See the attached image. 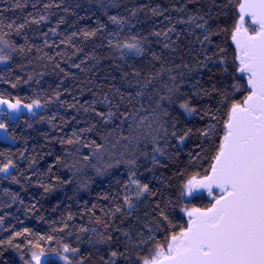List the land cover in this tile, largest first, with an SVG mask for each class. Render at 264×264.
Masks as SVG:
<instances>
[{
    "label": "trees",
    "instance_id": "16d2710c",
    "mask_svg": "<svg viewBox=\"0 0 264 264\" xmlns=\"http://www.w3.org/2000/svg\"><path fill=\"white\" fill-rule=\"evenodd\" d=\"M240 1L232 0L229 4V0H21L23 7L14 8L15 0H0V37L17 47L24 45L26 49L20 53L7 48L11 59L0 68L3 77L0 95L9 101L19 99L22 103L39 100L42 105L34 115L22 112L15 118H9L7 114L1 117L11 141L0 139V165L11 159L16 165L11 169V176H15L17 182L0 173V217H3L0 240L6 241L14 232L23 233L24 229L29 232L14 238L13 244L21 245L20 250L7 244L0 247V264H23L21 255L30 260L32 251L59 252L65 243L80 249L79 255L86 258L85 264H104L111 251H126L123 232H129L133 243L138 242L141 237L137 235V229L143 220L137 222L136 218L143 217L144 206L131 217L122 213L110 214L116 206L123 204L124 185L130 174L125 161L129 159H137L138 167L132 170L137 172L141 182L148 183L162 198L173 202L171 219L177 232L187 222L181 207L187 205L191 209L209 205L211 198L206 191L193 192L181 201L180 184L193 173L203 174L209 168L219 136L223 134L227 108L218 104L220 97L215 93L210 96H192V93L197 89H211L214 85L223 88L237 75L231 33ZM45 4L51 6L45 9ZM180 8L183 11L177 10ZM152 9H158L162 15H153ZM30 14L35 18L46 15L47 19L40 24H28L19 34L14 28L7 27L9 23H24ZM189 15L204 16L208 20V26L216 33L211 36V43L201 45L197 40L198 37L203 39L204 32L195 25L203 21L177 23L181 19L187 20ZM111 16L121 22L113 23L109 19ZM61 19L63 23L58 24ZM172 26L180 33L178 40L175 33L169 34L170 40L151 34ZM50 28H56V35L49 32ZM82 30H96V35L85 39ZM73 32L77 36L62 44L61 41ZM44 33L48 35L44 36ZM133 37L138 38L143 48L141 54L116 47L125 41L133 42ZM45 40L52 46H45ZM171 40H176L175 51L163 47ZM28 45L33 46L31 51H27ZM221 47L225 49L224 53H219ZM153 53L159 59L153 58ZM205 53H218L213 56L217 63L205 62L207 66L201 67L199 61L204 59ZM220 56L226 57L227 74L218 63ZM73 64L81 67L75 68ZM241 82L246 87V81ZM13 83L16 87L11 86ZM177 85L180 91L173 97L176 103L160 99L169 95V88ZM57 92L59 99L55 98ZM245 95L244 91L237 92L234 99L242 101ZM185 98L201 109L199 114L188 116L179 108V102ZM81 105L104 113L112 111L114 115L104 124L94 112H84ZM217 107H221L217 113L220 122L213 139L192 135L182 145H177L172 138L168 143L159 139L162 133L156 129L160 123L169 133L173 130L172 124L180 133L186 128L195 132L209 122L215 123L200 117L204 109L215 111ZM164 110H167V116L163 115ZM92 125L96 127L83 133L81 138L83 141L95 140L103 147L99 154L84 161L75 153L77 145H62L60 139H68L74 131L79 133L80 129ZM154 145L166 150L165 156H157L164 166L149 172L147 168L152 167ZM190 152H199L200 157L190 159ZM81 153L90 154L92 149L81 148ZM57 157L61 161L59 164L55 163ZM50 165H54L51 172L48 171ZM179 173L185 174L183 179ZM40 184L49 185L51 191L46 193ZM13 196H16L15 200ZM105 196L108 199H104ZM65 224L67 228H64ZM61 228L64 230L60 231ZM81 228L87 231L81 232ZM143 231L147 234L146 229ZM170 231L156 232V240L166 246ZM100 235H110L112 241L96 243ZM41 236H52L53 240H39ZM28 241L38 247H29ZM154 247V243L142 248L129 245L128 259L117 257L116 264H138L137 255H148ZM79 255L73 259L78 260ZM44 264L62 263L48 258Z\"/></svg>",
    "mask_w": 264,
    "mask_h": 264
},
{
    "label": "snow or ice",
    "instance_id": "6c2138e0",
    "mask_svg": "<svg viewBox=\"0 0 264 264\" xmlns=\"http://www.w3.org/2000/svg\"><path fill=\"white\" fill-rule=\"evenodd\" d=\"M232 0H229L231 4ZM51 5L45 4L47 9ZM58 6V5H57ZM14 8L23 7L21 0H15ZM35 7V4H33ZM6 10V9H5ZM183 11L182 8L177 9ZM153 15H162L158 9H152ZM205 15H208L207 13ZM211 18V17H210ZM47 19L46 15H40L38 18H25L24 23L14 24L9 23L7 27L15 30L19 34L28 24H40ZM109 19L113 23H120L121 21L116 16H111ZM199 19L203 23H196V27L203 30V39L197 38L198 42L203 45L205 42L211 43V36L216 34L212 32L208 26V20L204 16L189 15L187 20L181 19L177 23L187 24L195 23ZM2 22V21H0ZM63 23L61 19L58 21ZM49 32L56 35V28H50ZM170 33H175L177 40L180 33L176 31L174 26L167 28L163 32L154 31L151 34L157 37H163L165 40H170ZM48 33H44L47 36ZM82 35L85 39L94 37L96 30L86 31L82 30ZM77 33L73 32L66 40L61 41L62 44H67ZM146 39V38H145ZM231 39L235 45L236 54L235 62L237 67L235 72L237 75L233 76L230 85L223 88H217L215 85L211 89H197L192 93V96H210L213 93L217 94L220 99L218 104L226 107L227 111L223 120V134L219 136V143L216 147L215 155L212 156V162L208 169H205L203 174L200 172L193 173L184 179L180 184V200L186 195H191L194 191L205 190L211 198L209 205L205 208H191L187 205L180 208V211L187 217L186 225L180 226V230H175V225L171 219L174 211V205L171 199L162 198L158 190H153L148 183H143L137 178V172L133 171L138 167L137 159H129L125 161L129 167V176L127 183L124 185V195L122 196L123 204L114 208V212L122 213L125 217H131L134 212L139 211L143 205V217H137V222L143 220V224L137 229V235L141 239L133 243L129 232L125 231L122 235L126 238L125 252L111 251L110 258L104 260V264H116L117 257H124L128 259L126 252L129 250V245L133 248H142L149 243H154V249L150 250L148 255L138 254V264H264V0H242L238 6L237 17L235 19ZM133 42L125 41L122 44H117L116 47L120 49H127L130 52L141 54L143 48L140 45L138 38L133 37ZM25 44H28L27 37H25ZM111 45L112 42L109 41ZM176 40H171L170 43H164L165 49L171 48L175 51L174 45ZM45 46L51 47L45 40ZM32 45H28L27 51L32 50ZM5 48L13 52H25V46L17 47L0 37V64L7 63L11 57L5 54ZM37 51H40L37 48ZM80 51V49H77ZM224 48H219V53H224ZM59 55V53H58ZM213 53L208 55L205 53L204 59L199 61L201 67H206L205 62L217 63L213 60ZM49 60L52 57H48ZM153 58L159 59L153 53ZM83 63V61L81 62ZM218 63L222 66V71L227 74V60L225 56H220ZM75 68H80V64H73ZM59 67V65H56ZM188 67L187 64L184 65ZM10 71V69H9ZM63 72V69H61ZM65 75H68L65 73ZM3 77L0 76V80ZM31 79V77H29ZM175 80V77H172ZM246 81V87L241 81ZM19 82V78H17ZM12 87H16L13 83ZM179 86L168 89L169 95L161 96V100H168L171 103H176L173 97L179 93ZM246 92L243 100L234 99L237 92ZM139 95V93H137ZM60 93L55 94V98L59 99ZM105 99H107L105 97ZM177 99H179L177 97ZM0 105H7L10 111H18L21 106V101L17 99L15 103H10L0 95ZM63 106V105H61ZM32 112L33 108L42 107L39 100H33L31 104H24ZM75 107V105H69ZM84 112H94L99 117L102 123H109L114 113L108 111L107 113L97 111L95 108L84 107L81 105ZM157 107H160L158 104ZM179 108L182 109L189 116L199 114L201 109L191 103L188 98L179 102ZM221 111V107H217L215 111L211 108L203 110L201 119L205 117L209 122L204 128L196 129L186 128L180 133L175 124H172V131L169 133L168 128L160 123L156 129L158 133H162L159 139L169 142V138L175 139L177 145H182L192 135H198L202 139L211 140L217 135L220 117L217 115ZM35 114V113H33ZM164 116L168 115L167 110L163 112ZM51 123V120L49 121ZM96 127L92 125L89 128L80 129V132H73L72 137L68 139H60L62 145H77L75 153L82 156L84 161H88L91 155L99 154L102 145L95 140L83 141L81 136L85 132H91ZM0 130L7 132V125L0 122ZM196 147H201L197 145ZM81 148L92 149V153L83 154ZM151 156L152 167L147 168L151 172L157 166H164L157 156H165L166 150L164 147L155 146L152 149ZM23 156V152L20 153ZM147 158V153L144 154ZM190 159H197L200 153H189ZM34 160L30 162L31 167ZM56 164L61 163L60 158L57 157ZM120 162L117 161V164ZM54 165H50L48 171L51 172ZM66 167H75V165ZM95 167V166H94ZM112 167V165H109ZM16 168L15 163L8 159L7 162L0 165V173H3L5 178L11 176V169ZM99 174H102L99 168L96 169ZM176 175V174H174ZM180 177L184 178V173H179ZM13 182L16 181L15 176H11ZM53 179H59L53 177ZM67 183L68 181H62ZM47 193L51 191L49 185L40 184ZM167 187V185H165ZM13 200L16 196L12 197ZM108 199L107 196L103 197ZM21 203H23L21 201ZM35 209V205H32ZM95 208V205H93ZM27 211V209H26ZM71 220L72 216L69 215ZM100 222L99 220L97 221ZM3 223V217H0V224ZM167 225V228L165 227ZM68 225L65 224L64 228ZM108 225L105 224V228ZM64 228L59 229L63 231ZM147 230V234L143 231ZM169 235L166 238L165 244H161L156 240L155 233L160 231H168ZM81 232L87 231L85 228L80 229ZM95 231V230H93ZM28 229L24 232H14L8 240H0V247L7 244L17 250L21 249V245L13 244L15 237H19L28 233ZM53 240L52 236L39 237V240ZM112 241L110 235H100L96 243L106 244ZM31 248L38 247V244H33L28 241ZM70 253L71 255H65ZM59 259L64 264H85V257L80 254V249L71 247L68 244H62L61 250L56 253ZM45 255L43 249L39 252L32 251L30 253L31 259H26L23 255L20 256L23 264H44L42 257ZM79 255V259H73ZM103 259V258H101Z\"/></svg>",
    "mask_w": 264,
    "mask_h": 264
},
{
    "label": "rangeland",
    "instance_id": "374dc122",
    "mask_svg": "<svg viewBox=\"0 0 264 264\" xmlns=\"http://www.w3.org/2000/svg\"><path fill=\"white\" fill-rule=\"evenodd\" d=\"M5 54H9L8 53V49L5 48ZM8 63V62H7ZM7 63L5 64H0V68L2 67H5L7 65ZM10 103H15V101H9ZM32 103V102H31ZM31 103H22L21 102V106L19 108L18 111H10L8 108H7V105H0V122H1V117L4 115V114H7V116L9 118H15L19 113H27L29 115H34L33 113H37V111L40 109V108H33L32 112H30L27 108H24L23 105L24 104H31ZM186 114V113H185ZM188 115V114H186ZM189 116V115H188ZM0 139L1 140H4V141H11L7 132L5 133L4 131L0 130ZM186 196H189V195H186ZM45 255L42 257V260L45 262L46 259L48 258H53V259H57L59 260L62 264H64V262L62 260L59 259V256L56 254L57 252H44ZM65 255H69V253H65Z\"/></svg>",
    "mask_w": 264,
    "mask_h": 264
},
{
    "label": "water",
    "instance_id": "95a60500",
    "mask_svg": "<svg viewBox=\"0 0 264 264\" xmlns=\"http://www.w3.org/2000/svg\"><path fill=\"white\" fill-rule=\"evenodd\" d=\"M242 2V0L240 1V3ZM231 42H232V39H231ZM232 45H233V47H234V49H235V45L233 44V42H232ZM236 50V49H235ZM201 191H205V190H198V191H194L195 193H199V192H201Z\"/></svg>",
    "mask_w": 264,
    "mask_h": 264
}]
</instances>
